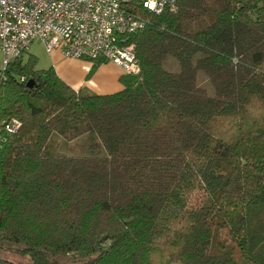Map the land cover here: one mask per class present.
I'll return each mask as SVG.
<instances>
[{"label": "trees", "instance_id": "trees-1", "mask_svg": "<svg viewBox=\"0 0 264 264\" xmlns=\"http://www.w3.org/2000/svg\"><path fill=\"white\" fill-rule=\"evenodd\" d=\"M132 7L119 91L0 69V264H264V0Z\"/></svg>", "mask_w": 264, "mask_h": 264}, {"label": "built area", "instance_id": "built-area-1", "mask_svg": "<svg viewBox=\"0 0 264 264\" xmlns=\"http://www.w3.org/2000/svg\"><path fill=\"white\" fill-rule=\"evenodd\" d=\"M135 0H0V52L4 70L24 55L33 42L49 54L64 58H103L124 73L136 72L133 43L125 35L139 31L145 21L133 11ZM177 0H140L160 13Z\"/></svg>", "mask_w": 264, "mask_h": 264}, {"label": "crops", "instance_id": "crops-1", "mask_svg": "<svg viewBox=\"0 0 264 264\" xmlns=\"http://www.w3.org/2000/svg\"><path fill=\"white\" fill-rule=\"evenodd\" d=\"M48 55V61L42 66L44 68L53 67L57 75L74 89H84L96 94H110L121 89L119 78L123 71L113 62L102 63L89 76L91 61L64 58L58 50Z\"/></svg>", "mask_w": 264, "mask_h": 264}, {"label": "rangeland", "instance_id": "rangeland-1", "mask_svg": "<svg viewBox=\"0 0 264 264\" xmlns=\"http://www.w3.org/2000/svg\"><path fill=\"white\" fill-rule=\"evenodd\" d=\"M28 54H32L37 58V66L38 67H43V63L47 62L49 59V55L48 53L45 51L43 45L41 43L38 42H33V44L29 47L28 51L24 54V57H26ZM172 59H169V61H167V64H169L170 66H166L168 68H170L171 70H177L178 67L176 64H171ZM3 66V58H2V53L0 52V69ZM44 68V67H43ZM204 85H206V83H203ZM80 141V140H79ZM67 145V144H65ZM70 144L68 143V146ZM9 258L12 260H17L18 258L16 256H11L9 255Z\"/></svg>", "mask_w": 264, "mask_h": 264}, {"label": "water", "instance_id": "water-1", "mask_svg": "<svg viewBox=\"0 0 264 264\" xmlns=\"http://www.w3.org/2000/svg\"><path fill=\"white\" fill-rule=\"evenodd\" d=\"M28 83H29V86H32V81H31V80H29V82H28Z\"/></svg>", "mask_w": 264, "mask_h": 264}]
</instances>
